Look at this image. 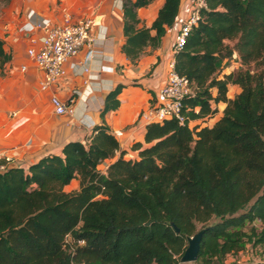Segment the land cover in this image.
Returning <instances> with one entry per match:
<instances>
[{
	"label": "trees",
	"instance_id": "obj_1",
	"mask_svg": "<svg viewBox=\"0 0 264 264\" xmlns=\"http://www.w3.org/2000/svg\"><path fill=\"white\" fill-rule=\"evenodd\" d=\"M152 1L123 0V51L134 63L161 46L182 0H165L152 25L140 26L138 10ZM207 3L175 55L193 88L184 99L187 121L148 124L146 146L132 147L139 157L125 158L104 119L120 106L119 84L88 143L70 141L61 154L0 172V264H181L198 224L205 231L197 261L205 264L242 251L248 222L260 221L248 239L264 244V70L217 76L234 52L242 65L264 64V0ZM3 44L2 71L12 58ZM230 83L242 87L234 98ZM221 103L214 124L204 125ZM76 178L79 188L67 191ZM213 217L220 220L205 225Z\"/></svg>",
	"mask_w": 264,
	"mask_h": 264
},
{
	"label": "crops",
	"instance_id": "obj_2",
	"mask_svg": "<svg viewBox=\"0 0 264 264\" xmlns=\"http://www.w3.org/2000/svg\"><path fill=\"white\" fill-rule=\"evenodd\" d=\"M164 2L153 0L140 8V26H151ZM192 4L193 0L181 1L176 21L167 29L161 46L147 47L134 63L123 51L126 42L123 0L0 1V39L12 57L3 71L0 68V150L13 155L10 167H28L48 154H61L70 141L88 143L95 126L103 122L101 111L107 94L119 84L124 85L119 95L120 106L109 111L104 119L121 149L126 151L125 158H138L139 149L132 147L137 142L146 146L147 128L140 114L159 98L158 91L173 55V40ZM66 11H70L75 20H93L97 54L86 71V50H81L67 63L66 75L53 88L42 91L39 83L43 71L29 56L28 49L34 39L40 44L43 34L23 27L45 17L61 22ZM53 94L65 100L71 111L56 114L51 102ZM110 161L105 160L100 168L108 166ZM74 181L78 187L72 188L78 189L79 179ZM70 185L67 191L72 190L68 188Z\"/></svg>",
	"mask_w": 264,
	"mask_h": 264
},
{
	"label": "built area",
	"instance_id": "obj_3",
	"mask_svg": "<svg viewBox=\"0 0 264 264\" xmlns=\"http://www.w3.org/2000/svg\"><path fill=\"white\" fill-rule=\"evenodd\" d=\"M207 6V0H193L191 8L173 40L171 47L173 55L168 64L166 79L158 91L159 98L140 114V120L145 124L163 122L172 118H176L181 124L187 121L183 111L184 99L193 91L188 79L177 72L175 55L184 48L193 27L198 25L201 11ZM93 28L92 19L75 20L70 11L64 13L61 22H55L51 18L45 17L35 24L23 27L30 32L39 30L43 34L41 43L37 44L34 39L32 47L28 49L29 56L43 71V78L39 83V88L42 91L53 88L66 75L67 63L81 50H86L84 56L86 67L95 58L97 49ZM23 70H26V66L23 67ZM86 71H88V67ZM51 102L56 114L62 115L71 111L69 104L57 94L52 95ZM190 124L194 125L196 121L192 120ZM13 160L14 157L9 151L0 150V172L9 168ZM107 167L101 168L102 172H106ZM79 243L84 242L80 240Z\"/></svg>",
	"mask_w": 264,
	"mask_h": 264
},
{
	"label": "rangeland",
	"instance_id": "obj_4",
	"mask_svg": "<svg viewBox=\"0 0 264 264\" xmlns=\"http://www.w3.org/2000/svg\"><path fill=\"white\" fill-rule=\"evenodd\" d=\"M236 40H226V43L230 46H234ZM240 55L238 52H234V56L230 59H223L221 60L219 66H218V77L224 78L228 74H234L237 75L239 71H248L251 75L258 74L259 72L264 70V64L259 62H252L248 65H242L240 62ZM193 91V88H191ZM242 90V87L239 84L230 83L229 86V97L234 98L240 91ZM219 112H221L225 108V104L221 103L219 105ZM219 114L215 116V118H211L207 120L205 123L208 125H213L215 122V119L218 117ZM193 125V124H192ZM73 186L78 187L77 181L72 182L70 187ZM72 190H76L72 188ZM220 218L213 217L208 223L205 225L213 224L217 221H219ZM204 225L198 224L197 226V232L202 229ZM262 227L260 221L255 222H248L245 228L243 229L244 232H246V236L242 237V246L243 250L239 254H231L226 258H215L213 259L212 264H264V244H260L258 246H255L253 241H250L248 239V236H251V229L256 228L257 230H260ZM196 232V233H197ZM244 258V259H243ZM181 264H205L203 260L201 261H193L188 263H182Z\"/></svg>",
	"mask_w": 264,
	"mask_h": 264
},
{
	"label": "water",
	"instance_id": "obj_5",
	"mask_svg": "<svg viewBox=\"0 0 264 264\" xmlns=\"http://www.w3.org/2000/svg\"><path fill=\"white\" fill-rule=\"evenodd\" d=\"M175 229L176 231H179V228L176 226ZM204 231L205 229L200 230L194 236L190 237L189 245L181 257L182 263H188L198 260Z\"/></svg>",
	"mask_w": 264,
	"mask_h": 264
}]
</instances>
